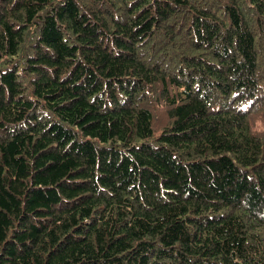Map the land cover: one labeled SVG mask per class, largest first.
Returning a JSON list of instances; mask_svg holds the SVG:
<instances>
[{
  "label": "trees",
  "instance_id": "obj_1",
  "mask_svg": "<svg viewBox=\"0 0 264 264\" xmlns=\"http://www.w3.org/2000/svg\"><path fill=\"white\" fill-rule=\"evenodd\" d=\"M0 264H264V0H0Z\"/></svg>",
  "mask_w": 264,
  "mask_h": 264
}]
</instances>
